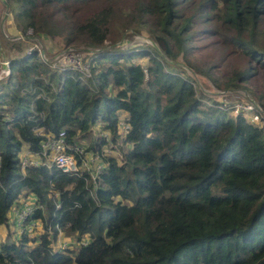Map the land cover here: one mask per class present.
Here are the masks:
<instances>
[{
	"label": "trees",
	"instance_id": "trees-1",
	"mask_svg": "<svg viewBox=\"0 0 264 264\" xmlns=\"http://www.w3.org/2000/svg\"><path fill=\"white\" fill-rule=\"evenodd\" d=\"M65 1L1 0L24 37L30 28L103 48L86 53L90 76L82 78L46 66L27 39L0 34L9 68L0 77V264H264V124L230 114L232 102L201 90L192 75L244 88L264 108V91L242 84L264 66V0H134L130 11L108 5L59 25L45 8ZM197 27L220 58L237 59L226 76L190 60ZM126 29L153 44L111 46ZM119 111L128 146L121 160L105 157L92 193L83 175L20 169L22 144L37 151L61 128L71 142L99 123L115 139ZM22 191L37 202L32 217L42 230L34 236H16L8 218ZM56 224L86 242L55 248Z\"/></svg>",
	"mask_w": 264,
	"mask_h": 264
},
{
	"label": "built area",
	"instance_id": "built-area-1",
	"mask_svg": "<svg viewBox=\"0 0 264 264\" xmlns=\"http://www.w3.org/2000/svg\"><path fill=\"white\" fill-rule=\"evenodd\" d=\"M26 33V37L31 39V43L27 47V51L34 49L37 52L39 59L51 69L74 70L79 72V77L82 78L90 76L89 64L87 62V58H84V54L103 48V46L91 48L76 46L72 49L64 48L59 52L50 55L44 49L40 40L36 36H32L30 28L26 29ZM133 37L139 39V41L141 40V42L146 41V39H142L138 34H135ZM16 38L22 39L24 38V35ZM12 39H14V37H12ZM105 45L107 46L108 44ZM80 50H82V52L79 53ZM68 54H70V56H68ZM66 57L69 61L65 60ZM2 60L5 66L0 68V77L7 74L9 71L7 58L2 56ZM192 75L194 74L192 73ZM194 78L198 87L209 94L224 96L228 93V91H237V89H218L211 84L210 87H207L206 89L198 83L197 77ZM229 107L231 114L239 113L251 123L264 124V108L256 100H245L242 98L241 100L232 102ZM128 127L129 124L127 122V117H118L116 131L117 135L121 139ZM107 135L108 132L103 131L99 137L106 138ZM88 148L89 147L86 144L81 142L74 140L71 142L67 141L65 130L61 128L56 134L46 136L45 139L41 140L39 143V150L37 151H32L29 148H20L18 152L19 167L20 169H24L28 166L44 165L46 167H50L53 165L61 172L78 176L83 175L86 177V181L90 183L89 192L92 193L97 187L99 174L105 169L107 161L105 160V154L103 153L104 150L102 148ZM36 203L37 202L31 200L28 195L22 191L10 204L7 213L9 215L8 218L13 223V233L15 232L14 234L16 236H19L20 234L32 236L34 235L33 232L37 229L41 232L42 228L39 219L32 217L33 211L37 207ZM58 206L59 204L56 202L55 207ZM55 227L57 231L54 237H57L62 232L58 228L57 224ZM40 232H37L36 234ZM48 232H50V229H48ZM72 240H75L76 246L86 242L85 238ZM58 242L59 241H57V249H63L58 247ZM64 245L65 244L63 243L62 246Z\"/></svg>",
	"mask_w": 264,
	"mask_h": 264
},
{
	"label": "rangeland",
	"instance_id": "rangeland-1",
	"mask_svg": "<svg viewBox=\"0 0 264 264\" xmlns=\"http://www.w3.org/2000/svg\"><path fill=\"white\" fill-rule=\"evenodd\" d=\"M133 2L134 0H66L65 3L53 4V6L55 7L54 9L45 8V11L48 10L52 12L51 17L53 19H56L59 25H61L66 22L73 23V22L81 21L84 18L89 17L90 15L94 14L98 9L108 6V5L115 9H123V10L130 11L132 8L131 5L133 4ZM6 9H7L6 6H4V4L0 0V34L2 35L4 39H7V40L21 39V38H16V37H22L23 34L18 32L15 29L14 23L12 22L10 16L9 15L7 16L8 13H6L7 12ZM199 31L200 29L199 27H197L195 36L191 39L192 47L189 52V55L191 58L190 60L194 62V64H196L197 66H200L203 69H207V67H209L208 71L211 72L214 76H221V75L226 76V72H229L234 66L237 65L238 63L237 59L233 56L225 58V59L220 58V55L218 53L220 49L218 45L214 43L213 41L209 40L208 33L204 35H200ZM130 32H131L130 29H126L119 38L114 40L111 46L115 45V46H119L120 48H126L134 44H139L141 40L139 41V39L133 37L137 33L132 32L133 34L130 38V35H128V33ZM138 33H141L144 36L143 37L142 35H140L142 39L145 40L147 38L143 32L139 31ZM32 36H35V35L32 34ZM12 37H14V39H12ZM112 37H115V34ZM37 38L40 40L44 49L50 55H53L64 48L72 49V48H75L76 46L84 47L82 44H79L76 41H74L73 43L69 45H65L59 35H56L52 38H48L45 36L44 38H41V37L40 38L37 37ZM24 39H27V40H24ZM22 40L26 42L28 41L29 45L31 43L30 38L24 37L22 38ZM110 40L107 39L104 41V43L109 44ZM84 48H90V47H84ZM0 50L4 54V57H6L7 54L5 53L4 49L1 47V44H0ZM13 52L17 53L18 49L14 50ZM80 52H82V50H80L79 53ZM1 55L2 54H0V68L5 66L3 64ZM86 55L87 54H84L85 59L87 57ZM68 56H70V54H68ZM65 60L69 61L67 57L65 58ZM135 61L141 64L145 63L144 58H138ZM185 69L188 72L192 73L188 67H186ZM194 77H197L198 83L204 86V88L206 89L207 87H210V84L213 85L203 75L194 74L193 78ZM242 84L246 85L248 89L254 92L264 91V66L260 67L258 64V66L254 69V73L251 74L245 82H242ZM223 89H229V88H223ZM233 89H237V91H228V93L224 95V97H226L225 98L226 101L236 102L238 100H241L242 98H244L245 100H249L247 96H250L253 100H255L254 97H252V95H250L244 88H233ZM108 91L109 92L112 91L111 87L109 88ZM217 97L218 99L220 98V96H217ZM103 131L108 132V135L106 136V138L102 137L104 139L99 137L103 133ZM85 134L86 135L83 137L77 136L74 141L86 144L88 147L91 146L90 148H93L94 145L98 143V147L104 150L103 153L105 154V157L113 156L117 160H121L122 153L125 151V149L128 146L119 136H117L115 139H111L110 132L107 129L102 128L101 124L99 123L92 125L90 127V130H88ZM37 232H40V230L39 229L35 230L33 234L35 235ZM66 235H72V234H66ZM56 240L59 241L58 242L59 248L73 249L76 246L75 240H72L70 238L69 239L63 238V235L60 234L57 237H53V246L55 248H57ZM63 243L65 244L64 246H62Z\"/></svg>",
	"mask_w": 264,
	"mask_h": 264
},
{
	"label": "crops",
	"instance_id": "crops-1",
	"mask_svg": "<svg viewBox=\"0 0 264 264\" xmlns=\"http://www.w3.org/2000/svg\"><path fill=\"white\" fill-rule=\"evenodd\" d=\"M126 114L124 113V112H122V111H119L118 112V117L120 118V117H126L125 116ZM86 134H84L83 136H85ZM83 136H81V137H83ZM95 147L94 148H99L98 147V143H96V145H94ZM21 148H26V149H28V146H27V144H22V146H21ZM94 148H92V149H94ZM88 149H91L90 147L88 148ZM111 155V154H110ZM9 216V215H8ZM12 230H13V228H11ZM7 233V228L4 226V225H2V224H0V240L2 241V239L4 238V236H5V234ZM15 233V232H14ZM62 234V233H61ZM63 235V234H62ZM63 238H66V239H69L70 237H65L64 235H63Z\"/></svg>",
	"mask_w": 264,
	"mask_h": 264
},
{
	"label": "water",
	"instance_id": "water-1",
	"mask_svg": "<svg viewBox=\"0 0 264 264\" xmlns=\"http://www.w3.org/2000/svg\"><path fill=\"white\" fill-rule=\"evenodd\" d=\"M138 35H142L141 33H138ZM143 36V35H142ZM144 37V36H143ZM146 42H151L150 39L146 38ZM152 43V42H151ZM153 44V43H152ZM0 54H2L1 56H4V54L2 53V51L0 50ZM186 68V67H185ZM249 100H252V98L250 96H247Z\"/></svg>",
	"mask_w": 264,
	"mask_h": 264
}]
</instances>
